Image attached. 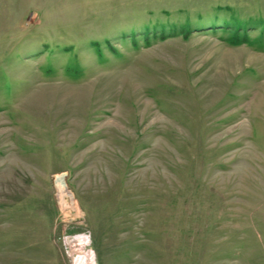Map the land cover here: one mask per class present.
Segmentation results:
<instances>
[{
    "label": "rangeland",
    "instance_id": "rangeland-1",
    "mask_svg": "<svg viewBox=\"0 0 264 264\" xmlns=\"http://www.w3.org/2000/svg\"><path fill=\"white\" fill-rule=\"evenodd\" d=\"M0 264H264V0H0Z\"/></svg>",
    "mask_w": 264,
    "mask_h": 264
},
{
    "label": "trees",
    "instance_id": "trees-1",
    "mask_svg": "<svg viewBox=\"0 0 264 264\" xmlns=\"http://www.w3.org/2000/svg\"><path fill=\"white\" fill-rule=\"evenodd\" d=\"M239 27H240V26H236V27L233 26L234 31L232 32V35H233L234 38H236V36L239 35L238 32H237V30L239 29ZM146 32H147V34H148V30H146L145 33H146ZM182 33H185V36H188V34H187L188 31H187V30H183ZM159 36H160V38L165 37V35H163L162 33H160Z\"/></svg>",
    "mask_w": 264,
    "mask_h": 264
}]
</instances>
